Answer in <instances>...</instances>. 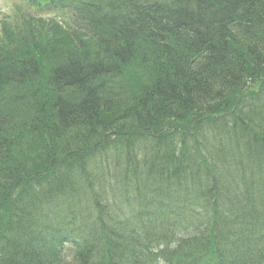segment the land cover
Masks as SVG:
<instances>
[{
    "label": "trees",
    "instance_id": "16d2710c",
    "mask_svg": "<svg viewBox=\"0 0 264 264\" xmlns=\"http://www.w3.org/2000/svg\"><path fill=\"white\" fill-rule=\"evenodd\" d=\"M22 1L0 264H264V0Z\"/></svg>",
    "mask_w": 264,
    "mask_h": 264
},
{
    "label": "rangeland",
    "instance_id": "374dc122",
    "mask_svg": "<svg viewBox=\"0 0 264 264\" xmlns=\"http://www.w3.org/2000/svg\"><path fill=\"white\" fill-rule=\"evenodd\" d=\"M11 8V0H0V17L2 16V15H4V14H6L8 11H9V9ZM138 68H140V67H134V68H131L129 71H128V74H131V75H135V71L138 69ZM247 103H249V100H247L246 101ZM246 103V105H248ZM210 128H212V127H210ZM210 128H208V127H204V128H202V130H203V136H204V142L206 143V145H207V147H208V149H210L209 148V143L210 142H212L211 141V139L209 140V137H210V135L212 134V133H210V132H212V130L210 129ZM210 133V134H209ZM105 155V156H104ZM103 156L104 157H106V158H108V159H110V160H115L113 157H110L107 153H105ZM95 162H97V159H93ZM91 161H92V159H91ZM98 161H100V159L98 158ZM103 164H106V163H109L106 159H103V162H102ZM103 173H104V177H105V174H106V172H105V168H103ZM106 178V177H105Z\"/></svg>",
    "mask_w": 264,
    "mask_h": 264
}]
</instances>
